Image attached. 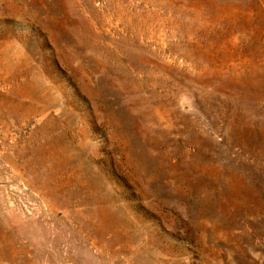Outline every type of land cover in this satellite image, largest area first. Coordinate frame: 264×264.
I'll return each mask as SVG.
<instances>
[{"label":"rangeland","instance_id":"rangeland-1","mask_svg":"<svg viewBox=\"0 0 264 264\" xmlns=\"http://www.w3.org/2000/svg\"><path fill=\"white\" fill-rule=\"evenodd\" d=\"M0 264H264V0H0Z\"/></svg>","mask_w":264,"mask_h":264}]
</instances>
